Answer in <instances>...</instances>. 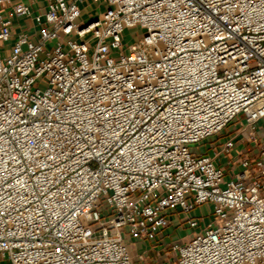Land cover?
I'll return each mask as SVG.
<instances>
[{
    "label": "built area",
    "instance_id": "2783aa9c",
    "mask_svg": "<svg viewBox=\"0 0 264 264\" xmlns=\"http://www.w3.org/2000/svg\"><path fill=\"white\" fill-rule=\"evenodd\" d=\"M262 120L264 0H0V264H264Z\"/></svg>",
    "mask_w": 264,
    "mask_h": 264
},
{
    "label": "rangeland",
    "instance_id": "374dc122",
    "mask_svg": "<svg viewBox=\"0 0 264 264\" xmlns=\"http://www.w3.org/2000/svg\"><path fill=\"white\" fill-rule=\"evenodd\" d=\"M138 32V29L137 28H132V29H127L125 30V33H124V38H123V41L126 43V42H132L135 38H134V34ZM56 43L55 40L51 41L49 44H48V47H52L54 44ZM261 123L264 124V120L261 121ZM232 128H233V125H230L228 128H226L223 133L226 134V132L230 129L232 131ZM222 139H220L218 141L221 142ZM194 147V146H193ZM208 148V149H207ZM198 149V148H196ZM201 151L205 152L206 150H208V153H211L208 145L207 146H201L200 148ZM203 210L205 213H208V208H207V205L204 204L202 206ZM193 213L195 215H198L200 213V209L199 207H196L195 210H193ZM214 217V214L212 213L210 216H208L209 219L213 218ZM170 231L172 232V236H174L175 234H180V235H184L186 233H188L189 229L187 228V225L186 224H179L177 225V229H174L173 227H171ZM171 238V237H169ZM150 248V254H151V257L150 258H143V259H140V260H137L135 262V264H167L166 262V259L168 258V254L167 252H170V248L167 247L165 249H162L160 247V251L158 252L157 250H154V249H151V247L149 246ZM154 252V254H153ZM156 256V257H155Z\"/></svg>",
    "mask_w": 264,
    "mask_h": 264
},
{
    "label": "crops",
    "instance_id": "0c3cea01",
    "mask_svg": "<svg viewBox=\"0 0 264 264\" xmlns=\"http://www.w3.org/2000/svg\"><path fill=\"white\" fill-rule=\"evenodd\" d=\"M205 152H207V153H208V150H206Z\"/></svg>",
    "mask_w": 264,
    "mask_h": 264
}]
</instances>
